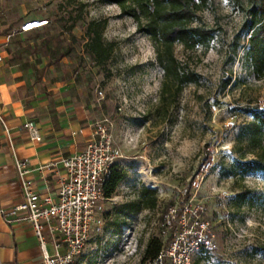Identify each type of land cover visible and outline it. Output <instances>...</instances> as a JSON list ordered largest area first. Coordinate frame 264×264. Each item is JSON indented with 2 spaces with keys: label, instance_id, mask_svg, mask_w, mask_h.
Masks as SVG:
<instances>
[{
  "label": "rangeland",
  "instance_id": "374dc122",
  "mask_svg": "<svg viewBox=\"0 0 264 264\" xmlns=\"http://www.w3.org/2000/svg\"><path fill=\"white\" fill-rule=\"evenodd\" d=\"M25 13L34 15L28 21L49 23L28 33L17 31L16 40L32 54L46 55L51 85L61 83L82 98L94 121L109 120L123 154L118 166L126 176L105 204L103 232L88 241L73 264H149L143 260L148 242L159 239L162 248L169 243V210L189 196L205 203V219L215 234L214 247L198 252L194 264H264V173L236 179L221 176L222 166L237 156L233 148L239 125L251 119L241 108L264 107V77L258 79L238 60H228V45L243 22L238 2L215 0L201 12L204 22L221 28L220 33L206 52L176 46L178 58L201 77L180 94L165 97L163 70L152 40L137 31L134 19L117 4L0 0V21L11 24ZM100 18L109 19L105 40L117 42L105 66L97 65L85 49L86 26ZM68 48V54L58 59ZM227 79L231 83L224 88ZM231 119L236 121L233 128L227 125ZM212 154L215 164L202 179L201 168ZM143 185L157 190L155 208L120 212L138 200ZM240 192L247 195L242 207L235 199ZM123 235L136 241L128 245ZM48 249L53 253L51 244Z\"/></svg>",
  "mask_w": 264,
  "mask_h": 264
},
{
  "label": "crops",
  "instance_id": "0c3cea01",
  "mask_svg": "<svg viewBox=\"0 0 264 264\" xmlns=\"http://www.w3.org/2000/svg\"><path fill=\"white\" fill-rule=\"evenodd\" d=\"M32 16L25 13L11 24L0 21V114L6 124L0 121V264H42V248L31 224L9 213L23 199L16 158L28 160L27 179L35 190L56 196L66 171L52 164L83 150L92 140L95 122L82 98L61 83L51 85L46 55L32 54L16 40L17 31L28 33L21 26ZM30 120L40 129V141L25 128ZM46 235V247L51 244L53 249Z\"/></svg>",
  "mask_w": 264,
  "mask_h": 264
},
{
  "label": "trees",
  "instance_id": "16d2710c",
  "mask_svg": "<svg viewBox=\"0 0 264 264\" xmlns=\"http://www.w3.org/2000/svg\"><path fill=\"white\" fill-rule=\"evenodd\" d=\"M117 4L121 12L132 17L137 31L147 34L152 40L156 58L163 70L162 96L178 95L190 84L198 83L200 74L176 55L177 45L185 50L211 49L221 28L204 22L201 12L210 9L215 0H102ZM243 12L241 30L228 45V60H237L247 67L258 79L264 77V0H236ZM49 23V20H47ZM108 18L91 19L85 30L86 51L92 55L97 65L105 66L113 58L117 49L116 41L105 40ZM247 32V39L243 32ZM246 39V40H245ZM71 48L60 53L58 59L65 57ZM231 79L224 82L229 86ZM251 119L239 125L234 144L237 156L222 166L221 176L225 178H244L255 172L264 173V107L248 104L241 108ZM126 171L118 164L113 166L105 184V195L112 197ZM246 193L240 192L236 199L239 207L246 202ZM157 190L143 185L138 200L123 206L126 213L139 208H155ZM121 222H117L119 228ZM162 250L159 239L150 240L145 248L144 261L152 262ZM204 256H200L203 258Z\"/></svg>",
  "mask_w": 264,
  "mask_h": 264
},
{
  "label": "built area",
  "instance_id": "2783aa9c",
  "mask_svg": "<svg viewBox=\"0 0 264 264\" xmlns=\"http://www.w3.org/2000/svg\"><path fill=\"white\" fill-rule=\"evenodd\" d=\"M31 21L21 26L23 32L40 27L31 24L47 22ZM0 121L6 127L1 114ZM108 122V119L95 121L92 140L86 147L52 164H60L66 171L56 196L35 190L27 179L30 172L28 160L16 158L23 199L9 213L31 224L42 248V264H73L82 255L88 241L103 232L105 204L112 199L105 195V184L113 166L123 157ZM227 125L233 128L236 121L231 119ZM25 128L33 140L42 139L35 121H28ZM214 164L215 154H212L201 168L202 179ZM187 194L188 188H184L183 195L186 197ZM206 212L205 203L197 201L195 196H189L182 200L180 206L170 208L167 220L170 241L150 264H194L198 252L211 250L215 234L205 219ZM46 232L53 243V253L46 247ZM123 239L128 245L136 241L135 237L128 235H123Z\"/></svg>",
  "mask_w": 264,
  "mask_h": 264
},
{
  "label": "bare ground",
  "instance_id": "6f19581e",
  "mask_svg": "<svg viewBox=\"0 0 264 264\" xmlns=\"http://www.w3.org/2000/svg\"><path fill=\"white\" fill-rule=\"evenodd\" d=\"M35 21L40 22L41 20H35ZM31 22H32V21H31ZM45 24H47V22H43V23H34V24H31V26H33V27H38V26L42 27V26L45 25ZM33 27H31V28H33Z\"/></svg>",
  "mask_w": 264,
  "mask_h": 264
}]
</instances>
